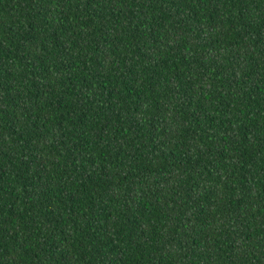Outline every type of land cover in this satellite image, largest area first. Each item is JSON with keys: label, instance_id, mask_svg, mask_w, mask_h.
<instances>
[{"label": "trees", "instance_id": "1", "mask_svg": "<svg viewBox=\"0 0 264 264\" xmlns=\"http://www.w3.org/2000/svg\"><path fill=\"white\" fill-rule=\"evenodd\" d=\"M0 264H264V0H0Z\"/></svg>", "mask_w": 264, "mask_h": 264}]
</instances>
